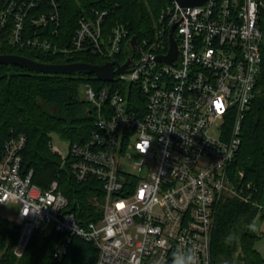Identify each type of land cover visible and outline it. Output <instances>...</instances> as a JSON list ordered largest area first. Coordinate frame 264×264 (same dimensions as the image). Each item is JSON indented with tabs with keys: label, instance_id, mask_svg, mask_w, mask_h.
Instances as JSON below:
<instances>
[{
	"label": "built area",
	"instance_id": "built-area-1",
	"mask_svg": "<svg viewBox=\"0 0 264 264\" xmlns=\"http://www.w3.org/2000/svg\"><path fill=\"white\" fill-rule=\"evenodd\" d=\"M9 3L0 10V46L9 42L52 55L90 49L109 60L124 52L126 61L131 60L128 71L111 81L83 85L94 127L85 142L69 147L76 178L94 176L103 183L99 221L80 224L66 209L68 199L57 180L43 190L32 182L33 170L22 173L25 134L5 141L0 203L19 204L15 254L22 257L34 230L48 229L63 234L54 249L56 258L79 236L98 247L97 264H176L181 253L190 254L187 264H213L219 203L249 199L241 180L244 172L235 181L229 165L240 149L243 122L256 96L264 0H208L193 6L171 0L154 19L153 35L136 44L123 23L105 33L103 11L81 19L72 43L62 46L47 34L49 24L59 18L57 0ZM32 9L39 12L27 23ZM11 14L15 22L8 26ZM174 24L179 57L171 63L158 61V55L168 53ZM52 148L67 158L54 141Z\"/></svg>",
	"mask_w": 264,
	"mask_h": 264
},
{
	"label": "trees",
	"instance_id": "trees-1",
	"mask_svg": "<svg viewBox=\"0 0 264 264\" xmlns=\"http://www.w3.org/2000/svg\"><path fill=\"white\" fill-rule=\"evenodd\" d=\"M9 1L0 0V10ZM169 2L171 0H57L59 18L49 24L47 34L56 45L71 44L80 17L99 10L107 12L103 21L105 33L123 23L141 42L153 35L154 19ZM262 14L264 22V9ZM1 53L20 54L46 63L109 61L90 49L73 51L70 55H52L9 42L0 46ZM262 56L256 96L242 126V143L229 165L230 176L235 181L240 180L238 172H244L241 180L249 199L227 198L219 203L212 232L213 264H264V256L256 247L260 235L253 229L256 219L264 216V46ZM114 59L125 62L126 55L121 52ZM89 81L107 82L87 72L52 74L0 63V155L8 138L26 134L23 172L33 170L32 182L43 190L57 180L59 189L68 199L66 209L75 214L80 224L101 219L103 183L94 176L78 180L72 170L74 159L70 154L62 158L53 150L52 141L57 135L70 147L89 138L95 122L92 107L83 97V85ZM131 99L138 100L133 96ZM226 125L230 130L232 122ZM247 183L251 184L250 188L246 187ZM19 235L16 217L0 214V264H97L99 259L98 247L79 236H73L67 253L56 258L54 249L63 234L48 229L35 230L24 254L18 257L13 249Z\"/></svg>",
	"mask_w": 264,
	"mask_h": 264
},
{
	"label": "water",
	"instance_id": "water-1",
	"mask_svg": "<svg viewBox=\"0 0 264 264\" xmlns=\"http://www.w3.org/2000/svg\"><path fill=\"white\" fill-rule=\"evenodd\" d=\"M176 1L182 6H193L205 4L208 0ZM175 28L176 24H174L170 30L169 53L167 55L158 56V60H165L166 62L171 63L179 57L178 43L175 38ZM132 42L135 44L138 42L136 35L133 36ZM0 63L15 64L33 71L52 74H76L80 72H87L94 74L99 79L111 81L115 75H120L128 71L127 67L131 63V60L129 59L123 64H121L118 60L105 61L103 63H89L84 61L46 63L20 54L1 53Z\"/></svg>",
	"mask_w": 264,
	"mask_h": 264
},
{
	"label": "rangeland",
	"instance_id": "rangeland-1",
	"mask_svg": "<svg viewBox=\"0 0 264 264\" xmlns=\"http://www.w3.org/2000/svg\"><path fill=\"white\" fill-rule=\"evenodd\" d=\"M53 141L58 147L61 149V151L66 154L69 150L68 143L61 138H59L57 135L53 137ZM137 156L133 157V160H135ZM19 211V204L15 201L9 203V204H1L0 203V214L9 216L12 218H15L17 216V213ZM253 229L256 233L260 235L259 239L256 242V247L259 249L261 254L264 256V216H260L256 219L255 223L253 224Z\"/></svg>",
	"mask_w": 264,
	"mask_h": 264
},
{
	"label": "bare ground",
	"instance_id": "bare-ground-1",
	"mask_svg": "<svg viewBox=\"0 0 264 264\" xmlns=\"http://www.w3.org/2000/svg\"><path fill=\"white\" fill-rule=\"evenodd\" d=\"M11 2H12V0L10 1V3L9 4H11ZM19 8L18 7H16L15 8V10L17 11ZM2 10V9H1ZM39 12V10H30L28 13H27V15L25 16V18H26V21H27V23H28V21H29V19L33 16V14H37ZM103 11H99V10H94L91 14H85V15H83V16H81L80 17V19H79V22H78V27H77V29H76V32H77V30L79 29V27H80V20L82 19V21H87V20H89V18H91V17H93L94 15H98V14H101ZM14 22H15V17H14V14H11L9 17H8V26H13L14 25ZM154 30H155V27H154ZM153 30V31H154ZM76 32H75V34H76ZM74 34V35H75ZM132 35V34H131ZM134 36V35H133ZM177 40V39H176ZM177 43H178V41H177ZM169 49H170V45H169ZM178 49H179V46H178ZM168 53H169V50H168ZM167 53V54H168ZM167 54H164V55H167ZM158 56H160V55H158ZM157 56V57H158ZM163 56V55H162ZM114 60H116V59H114ZM158 60V59H157ZM109 61H111V60H109ZM158 61H165V60H158ZM166 62V61H165ZM167 63H169V62H167ZM131 93V92H130ZM132 94V93H131ZM130 94V99H131V97L133 96V94L131 95ZM23 134V133H22ZM26 135V134H25ZM26 137H27V135H26ZM27 140H28V138H27ZM26 144H27V141H26ZM24 150V149H23ZM67 154L69 155L70 154V149L68 150V152H67ZM23 155V154H22ZM22 160H23V157H22ZM21 170H22V173H24L23 172V168H21ZM248 184V183H247ZM247 184H246V187H247ZM247 188H250V187H247ZM247 195V194H246ZM241 200V199H240ZM216 221V220H215ZM37 230V229H36ZM35 231V230H34ZM33 231V232H34ZM28 243H29V241H28ZM28 243H27V245H28ZM27 245H26V247H25V250H26V248H27ZM25 250H24V252H25ZM23 252V253H24Z\"/></svg>",
	"mask_w": 264,
	"mask_h": 264
},
{
	"label": "clouds",
	"instance_id": "clouds-1",
	"mask_svg": "<svg viewBox=\"0 0 264 264\" xmlns=\"http://www.w3.org/2000/svg\"><path fill=\"white\" fill-rule=\"evenodd\" d=\"M190 258V254L181 253L176 260V264H187V260Z\"/></svg>",
	"mask_w": 264,
	"mask_h": 264
}]
</instances>
